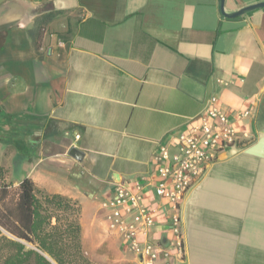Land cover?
Returning a JSON list of instances; mask_svg holds the SVG:
<instances>
[{"label": "crops", "instance_id": "obj_1", "mask_svg": "<svg viewBox=\"0 0 264 264\" xmlns=\"http://www.w3.org/2000/svg\"><path fill=\"white\" fill-rule=\"evenodd\" d=\"M212 96L231 117L249 111L233 124L240 143L181 202V252L178 211L146 188L155 221L139 240L171 254L157 264H264V8L229 17L221 0H0V166L16 186L29 177L79 200L83 232L104 213L119 251L132 253L104 201L150 178L159 148L199 124Z\"/></svg>", "mask_w": 264, "mask_h": 264}, {"label": "built area", "instance_id": "obj_2", "mask_svg": "<svg viewBox=\"0 0 264 264\" xmlns=\"http://www.w3.org/2000/svg\"><path fill=\"white\" fill-rule=\"evenodd\" d=\"M199 124L190 131L181 130L159 148L155 155L156 169L150 178L143 176L115 187L114 196L104 201L109 228L123 238L125 248L140 264H157L159 259L169 263V251L158 250L139 235L153 225V209L144 201V191L153 186L158 197L167 199L177 213L172 217L174 243L183 249L181 216L178 208L197 177L206 173L209 165L218 162L228 150L240 143L234 121L249 114L241 112L231 117L212 96ZM79 137V135H77Z\"/></svg>", "mask_w": 264, "mask_h": 264}, {"label": "trees", "instance_id": "obj_3", "mask_svg": "<svg viewBox=\"0 0 264 264\" xmlns=\"http://www.w3.org/2000/svg\"><path fill=\"white\" fill-rule=\"evenodd\" d=\"M81 212L79 200L42 190L29 177L7 182L0 166V243L8 249L2 264H94L84 250Z\"/></svg>", "mask_w": 264, "mask_h": 264}, {"label": "rangeland", "instance_id": "obj_4", "mask_svg": "<svg viewBox=\"0 0 264 264\" xmlns=\"http://www.w3.org/2000/svg\"><path fill=\"white\" fill-rule=\"evenodd\" d=\"M6 180L9 182L7 178ZM102 209L106 211L105 208ZM101 215L98 225L94 226L93 222L85 225L83 246L87 257L94 264H140L132 253L126 254L119 251L116 245V238L106 228L104 213ZM102 236H105L106 239L101 243ZM7 253L8 249L4 247V244L0 243V264L3 263Z\"/></svg>", "mask_w": 264, "mask_h": 264}, {"label": "water", "instance_id": "obj_5", "mask_svg": "<svg viewBox=\"0 0 264 264\" xmlns=\"http://www.w3.org/2000/svg\"><path fill=\"white\" fill-rule=\"evenodd\" d=\"M224 2L225 0H221V8L223 9V12L229 16V17H238L239 15L241 14H245V13H248V12H251V11H254V9H259V8H264V1H260V2H256L252 5H247V6H244V7H241V9H239L238 11L236 12H231V13H226L225 12V9H224ZM69 154L75 158V159H78V160H81L84 156V153L79 149V148H72L69 152ZM45 255V254H44ZM45 257H48V259L51 260V258L46 254ZM53 263H55L53 260H51ZM56 264V263H55Z\"/></svg>", "mask_w": 264, "mask_h": 264}]
</instances>
